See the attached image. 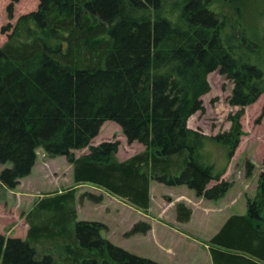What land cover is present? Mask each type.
Instances as JSON below:
<instances>
[{
	"label": "trees",
	"instance_id": "obj_1",
	"mask_svg": "<svg viewBox=\"0 0 264 264\" xmlns=\"http://www.w3.org/2000/svg\"><path fill=\"white\" fill-rule=\"evenodd\" d=\"M18 1L10 0L9 18ZM213 3L39 0L36 10L20 15L0 48V164L11 163L0 172V202L31 174L38 147L65 156L77 184L103 188L144 212L153 180L223 198L232 182L221 177L244 134L245 107L264 93V69L257 60L261 44L242 16L233 22ZM244 4L225 0L222 6L239 14ZM215 70L233 81L229 103L239 109L228 117L229 130L207 135L188 119L204 109L201 96ZM109 120L145 150L121 161L119 140L94 146ZM213 146L224 153L222 167ZM86 147L88 154L75 155ZM246 166L250 177L254 165ZM76 197L72 188L41 198L25 215L26 239L0 233V264H163L103 237V222L78 220ZM176 213L187 222L192 209L178 202ZM149 229L139 221L128 234ZM209 246L214 264H264V172L257 193L246 197V213L231 215Z\"/></svg>",
	"mask_w": 264,
	"mask_h": 264
},
{
	"label": "rangeland",
	"instance_id": "obj_2",
	"mask_svg": "<svg viewBox=\"0 0 264 264\" xmlns=\"http://www.w3.org/2000/svg\"><path fill=\"white\" fill-rule=\"evenodd\" d=\"M224 1L214 0L213 4L217 7L221 5V9L233 22H236L238 16L241 15L251 34L250 36L261 44V53L264 54V0H245L239 14L228 5L222 6ZM9 2L10 0H0V48L7 42L9 33L19 16L34 11L39 6V0H19L14 6V17L9 18L7 12ZM9 27L11 28L9 29ZM261 53L257 55V60L258 64L264 69V58ZM207 81L210 89L201 96L204 109L190 116L188 126L207 135H216L221 131L229 130L231 122L228 117L230 113L237 112L239 107L229 103L234 85L231 79L215 70L207 75ZM263 109L264 93L256 102L245 107V113L241 118L244 134L233 157L227 164L225 173L221 177V179L232 182V187L224 198L209 200L197 196L195 191L186 185L167 186L153 180L150 187V207L145 212L140 210L148 216V218L144 217V220L141 221L148 223L150 229L147 232L130 235L128 232L135 223L139 222L138 209L125 202V200L111 195L103 188L90 183L77 184L73 176V165L65 156H51L44 147H38L36 150L37 159L31 174L25 177L27 179L20 186L7 191L4 201L0 202V233L7 237L26 239L30 226L25 215L30 212L31 208L46 194L76 188L75 208L78 220L103 222L108 228L101 231L102 236L108 238L115 245L136 255L155 261L164 259V263H168L167 260L171 256L163 248V245L168 243V239L166 240L164 236H170V234L163 229V226L156 223L157 234H159L163 244L160 245L154 237L156 236L155 232L149 233L152 228L151 222H155L156 217L161 222L167 221L174 212L176 213L177 203L183 202L192 209V213L195 211L193 223L190 226V230L194 234H191L192 236L188 238L193 241L197 240L198 254L196 249L185 247L183 251L178 250L180 253L172 263L192 264L199 257L201 264H206L203 255L207 251L205 244L209 245V241L213 237L210 235L220 221V217H224L227 213H246V197H252L257 193L259 176L264 172ZM106 140L120 141L117 157L121 161L145 150V146L140 142L129 143L120 125L110 120L103 124L99 134L91 143L97 146ZM213 151L215 153L214 158H217L218 167H222L226 163L222 149L213 146ZM89 152V147L74 150L77 157ZM247 162L254 165L250 177L246 175ZM10 166V162L1 163L0 172ZM215 183L216 181H212L210 186ZM87 192L97 196L101 195L102 201L90 200L84 195ZM0 193L3 195V190L0 189ZM81 196L84 199H81ZM78 212L80 213L78 214ZM161 215L163 216L158 218ZM176 220L178 221L177 213ZM207 237L208 240H206ZM169 242L171 241L169 240ZM48 246V248H51L50 245ZM43 247L45 246H39L40 253L45 252Z\"/></svg>",
	"mask_w": 264,
	"mask_h": 264
},
{
	"label": "crops",
	"instance_id": "obj_3",
	"mask_svg": "<svg viewBox=\"0 0 264 264\" xmlns=\"http://www.w3.org/2000/svg\"><path fill=\"white\" fill-rule=\"evenodd\" d=\"M27 179L25 177L20 179V184L18 186H20L24 180ZM62 190V189H60ZM9 193H13V192H9ZM17 193V192H15ZM224 198V197H223ZM134 209V208H133ZM220 209V208H219ZM138 211V221H143L144 217L148 218V216L146 214H144L143 212H141L140 210ZM218 212V211H217ZM220 212V211H219ZM80 212H78L79 214ZM236 213H227L226 215H224V217H220V221L217 223L216 228L214 229L213 233L210 235L211 237L214 236L215 234H217L219 232V230L221 229V227L224 225V223L226 222V220L231 216L234 215ZM163 215L159 216L158 218L162 217ZM195 216V211H193L192 216L190 218L189 221L187 222H178L176 220V213L174 212L173 215L164 222H161L157 219V217L154 219L155 222H151L152 228L149 231L150 232H155L154 236L156 238V240L158 241V243H160V245H163L161 242V238L159 236V234H157V225L159 226H163V229L166 230L170 236H164L165 239H168V243L163 245V248L167 251V253L171 256L170 259L167 260L168 263H164V259H159L158 262L163 263V264H173V260L177 258V255H179L180 252H178V250L183 251V249L185 247L188 248H194V250L196 249V252L198 254V242L197 240L193 241L190 238H188L189 236H192L191 234H194L192 230H190V226L193 223V218ZM165 219V218H164ZM165 240V241H166ZM169 240L171 242H169ZM208 240V237L207 239ZM200 243V241H199ZM205 247L207 248V251L203 253V255L205 256L206 259V264H214L213 259H212V254L210 252V246L205 244ZM202 256V254H201ZM200 256V257H201ZM192 264H201V261L199 260V257L196 258L195 262Z\"/></svg>",
	"mask_w": 264,
	"mask_h": 264
}]
</instances>
